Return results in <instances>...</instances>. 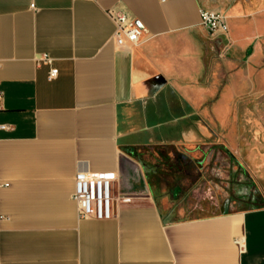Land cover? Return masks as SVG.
Returning <instances> with one entry per match:
<instances>
[{"label": "crops", "instance_id": "1", "mask_svg": "<svg viewBox=\"0 0 264 264\" xmlns=\"http://www.w3.org/2000/svg\"><path fill=\"white\" fill-rule=\"evenodd\" d=\"M110 9L136 20L138 44H116ZM200 9L226 12L217 37L236 45L213 97L224 126L236 77L264 95V0L249 25L242 0H0V264H264V205L182 219L189 175L148 178L146 147L183 145L193 160L209 135ZM78 172L115 174L110 218L79 217Z\"/></svg>", "mask_w": 264, "mask_h": 264}, {"label": "rangeland", "instance_id": "2", "mask_svg": "<svg viewBox=\"0 0 264 264\" xmlns=\"http://www.w3.org/2000/svg\"><path fill=\"white\" fill-rule=\"evenodd\" d=\"M242 1L246 8L249 25L254 0ZM203 38L207 49L204 50L205 69L200 76V84H214L215 93L199 110L200 117L205 122L202 127L209 132V135L200 136L198 144L190 147L193 152V172L188 176L190 188L185 199L176 206L177 209L181 208V214L177 217L182 219L214 216L224 211L247 209V203L252 197L257 198L258 202H261L259 201L261 199L264 203V123L260 128L255 120L258 112L264 116V95L257 100L260 92L243 90L242 84L238 83L239 77H236L235 86L224 101L222 121L225 127L220 125L212 115V108L216 101L213 97L217 98L220 95V86L229 79V73L224 66L236 45L231 41L229 44L231 50L229 48V52H224L226 47L217 35L207 33V36ZM253 40L255 37L250 39L245 47L250 42H253L254 47L257 40ZM243 51L242 55H244ZM260 52L264 53V48ZM258 85V90L264 89V81ZM240 95L243 97L240 98ZM232 147L236 149L233 150ZM226 148L232 154L226 152ZM176 149L181 152L187 150L183 145L176 146ZM196 164L198 169L195 167ZM163 179V185L171 186L172 181L167 174Z\"/></svg>", "mask_w": 264, "mask_h": 264}, {"label": "built area", "instance_id": "3", "mask_svg": "<svg viewBox=\"0 0 264 264\" xmlns=\"http://www.w3.org/2000/svg\"><path fill=\"white\" fill-rule=\"evenodd\" d=\"M110 19L115 23L114 40L117 45L126 43L138 44L142 37V29L129 15L121 11L110 9L107 11ZM201 25L212 35H227L229 32V19L222 11L200 9ZM224 52L229 50L226 44ZM38 62L51 63L52 59L43 55ZM58 73L52 69L49 78ZM3 93L0 90V109L2 108ZM5 128L6 126H2ZM116 180L114 173H86L78 172L75 176L74 200L78 205L80 218H110L113 214V184Z\"/></svg>", "mask_w": 264, "mask_h": 264}, {"label": "trees", "instance_id": "4", "mask_svg": "<svg viewBox=\"0 0 264 264\" xmlns=\"http://www.w3.org/2000/svg\"><path fill=\"white\" fill-rule=\"evenodd\" d=\"M226 152L230 153L227 149ZM154 161V162H153ZM160 167L162 169H160ZM146 168L148 178L157 180L160 183L164 182V175H168L173 181L180 176L191 175L193 172L192 160L190 157H181L180 152L172 144L155 145L146 147ZM151 168L150 172L149 169ZM153 171V172H151ZM259 200V199H258ZM257 198L248 201V208L253 209L264 205Z\"/></svg>", "mask_w": 264, "mask_h": 264}]
</instances>
